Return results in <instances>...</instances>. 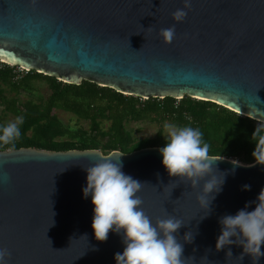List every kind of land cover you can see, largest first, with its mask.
Returning <instances> with one entry per match:
<instances>
[{
	"label": "water",
	"instance_id": "1",
	"mask_svg": "<svg viewBox=\"0 0 264 264\" xmlns=\"http://www.w3.org/2000/svg\"><path fill=\"white\" fill-rule=\"evenodd\" d=\"M182 6L183 0H0V63L141 100L186 96L264 125V0H191L185 19L173 21ZM173 25L175 38L165 44L158 33ZM160 148L0 151V248L11 252L8 264H116L123 233L94 238L91 196L82 191L86 168L114 155H121L125 175L144 184L137 195L153 222L166 214L183 221L175 235L187 264H252L247 254L236 260L241 246L217 251L215 244L223 216L246 204L254 210L264 165L215 161L224 183L205 215L196 200L200 185L170 177Z\"/></svg>",
	"mask_w": 264,
	"mask_h": 264
},
{
	"label": "clouds",
	"instance_id": "2",
	"mask_svg": "<svg viewBox=\"0 0 264 264\" xmlns=\"http://www.w3.org/2000/svg\"><path fill=\"white\" fill-rule=\"evenodd\" d=\"M190 8L191 0H183L182 8L172 13L173 21L182 22ZM158 35L163 43L170 44L176 35L175 25L161 29ZM23 123L24 117L18 116L0 129V145H10L18 139L21 135L19 125ZM164 129L167 143L159 149L161 163L170 177L179 178L192 189L200 185L196 200L207 215L214 194L221 191L224 183V174L216 170L214 163L222 157L210 156L209 145L202 142L199 129L171 123H165ZM251 139L255 143L254 164L264 165V125L257 124ZM120 156L101 157L86 168V187L82 191L85 197L91 196L94 238L104 242L110 231L123 233L125 247L122 253L115 254L116 264H187L189 258H183V245L175 235L184 225L183 221L166 214L153 222L142 207L143 200L137 195L144 184L122 172L120 159H117ZM249 188L244 186L246 190ZM247 207L246 204L235 215H225L219 220L221 233L215 248L220 251L232 244L241 246L243 252L236 260L241 261L247 254L251 256L252 264H257L264 256L261 252L264 244V189L257 197L254 210L247 211ZM192 239V233L186 232L183 240L191 243ZM10 256L7 248H0V264H8ZM226 256L232 258L230 249Z\"/></svg>",
	"mask_w": 264,
	"mask_h": 264
},
{
	"label": "trees",
	"instance_id": "3",
	"mask_svg": "<svg viewBox=\"0 0 264 264\" xmlns=\"http://www.w3.org/2000/svg\"><path fill=\"white\" fill-rule=\"evenodd\" d=\"M35 82L44 84L46 94L35 101L30 98L19 101L21 93L30 96ZM54 110L70 114L76 124L85 122L86 129L80 125L71 129L61 124ZM0 111L24 117V123L19 125L20 137L10 145H0V151L19 148L53 152L98 150L107 155L112 151L127 154L142 148L164 147L167 139L160 135L134 140L126 129L128 123L149 121L199 129L202 142L209 145L210 156L230 158L241 164L254 162L255 143L251 138L260 124L213 103L186 96L180 100H141L84 81L74 86L32 71L17 76L14 67L2 63ZM103 123L107 126L103 127ZM4 126L6 124L0 122V129Z\"/></svg>",
	"mask_w": 264,
	"mask_h": 264
},
{
	"label": "rangeland",
	"instance_id": "4",
	"mask_svg": "<svg viewBox=\"0 0 264 264\" xmlns=\"http://www.w3.org/2000/svg\"><path fill=\"white\" fill-rule=\"evenodd\" d=\"M15 73L17 76H21L25 74L24 72H20L14 68ZM33 89L30 93V96L27 97L26 94L21 93L19 94V101H23L27 98H30L35 101L38 96H43L46 94L45 86L41 82H35L32 85ZM8 97L9 94H7ZM53 113L55 114L56 118L61 122V124L70 127L71 129L77 128V125H80L83 129H86L85 122H79L78 124L75 123L74 118L67 113H63L58 110H54ZM16 117L9 113H3L0 111V122L3 124H8L9 122H14ZM103 127L107 126V123H103ZM126 129L130 130L131 136L134 140L139 139H152L155 138L157 135H160L161 138L167 139V134L164 129V124H155L149 121H138L135 123H128L126 124Z\"/></svg>",
	"mask_w": 264,
	"mask_h": 264
},
{
	"label": "built area",
	"instance_id": "5",
	"mask_svg": "<svg viewBox=\"0 0 264 264\" xmlns=\"http://www.w3.org/2000/svg\"><path fill=\"white\" fill-rule=\"evenodd\" d=\"M15 69H17L18 71H20V72H24V73H26L24 70H22V69H20V68H18V67H14ZM17 75V74H16Z\"/></svg>",
	"mask_w": 264,
	"mask_h": 264
},
{
	"label": "bare ground",
	"instance_id": "6",
	"mask_svg": "<svg viewBox=\"0 0 264 264\" xmlns=\"http://www.w3.org/2000/svg\"><path fill=\"white\" fill-rule=\"evenodd\" d=\"M1 61V60H0ZM1 62H3V61H1Z\"/></svg>",
	"mask_w": 264,
	"mask_h": 264
}]
</instances>
